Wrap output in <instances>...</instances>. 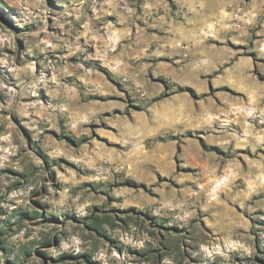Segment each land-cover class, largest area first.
Segmentation results:
<instances>
[{"label":"clouds","instance_id":"obj_1","mask_svg":"<svg viewBox=\"0 0 264 264\" xmlns=\"http://www.w3.org/2000/svg\"><path fill=\"white\" fill-rule=\"evenodd\" d=\"M63 2L55 0L57 4ZM72 4L63 12H49L44 0H0V10L7 11L6 5L20 9L19 15L9 17L19 36L0 28V37L8 41L0 39V65L13 74L0 76V93L7 97L6 103H0V127L10 130L0 135V169L13 168L27 175L26 181L20 180L10 191L9 186L16 181L0 178V209L4 212L0 215V264H39L37 248L57 258L68 251L91 250L98 264H129L126 244L160 246V264H181L183 246L171 252L164 250L159 234L146 224L105 219L100 228L122 242L111 248L86 230L88 220L84 218L93 215V205H106L102 192L125 197L122 203L106 205V217L111 216L109 208L134 205L185 229L187 234L178 239L189 246L192 256L200 257L201 264H208V256L216 264H228L233 248L254 256L252 238L237 231L247 225L234 208L254 210L245 185L251 182L264 191V167L256 174L255 161L248 160L245 172L236 149L251 148L255 153L257 148H264V128L257 133L250 124L244 136L223 125L235 118L237 107L245 103V98L234 99V92L227 94L229 86L234 88L241 81L256 86L251 61L232 52L228 45H245L246 52L264 57V0H72ZM106 16L117 19L108 22ZM30 25L37 30H31ZM49 27L60 29V34L49 32ZM17 39L23 41L19 52ZM6 48L14 54L8 55ZM73 56L77 62L69 63ZM98 57L103 66L92 63ZM162 64L167 79L153 83L149 73L153 78L158 76ZM105 68L115 75L106 73ZM258 69L264 73V62ZM105 75L112 83L104 79ZM81 79L84 84L79 83ZM97 82L103 89L95 86ZM259 87L264 90V85ZM101 91L126 99L101 103L97 95ZM116 107L123 111L107 115ZM256 111L259 124L264 125V103ZM10 117L20 118L18 123L27 129L24 134L34 142L33 149L25 144ZM95 125L111 128L105 131ZM58 132L62 135L56 140L61 142L53 150V136ZM100 136L112 143L100 142ZM186 136L202 138L206 147L220 145L232 158L225 161L214 156L211 149L201 151L196 139L184 142ZM73 138L83 139L74 148L63 143ZM173 141L184 147L180 172L171 163ZM60 156L79 167H65L56 159ZM260 160L264 161V156ZM185 169L189 174H184ZM228 169L235 171V177L220 179ZM157 175L167 176L168 182L158 183ZM128 177L146 181L157 195L120 189L118 182ZM30 200L39 201L45 218L51 214L67 220L64 214L71 213L81 219L76 225L55 230L43 225L39 217L4 223L12 218L14 209H31ZM259 206L264 207V201ZM45 235L56 237L58 245L41 248L30 243L41 241ZM28 248L34 250L29 253ZM218 254L221 259H217Z\"/></svg>","mask_w":264,"mask_h":264},{"label":"rangeland","instance_id":"obj_2","mask_svg":"<svg viewBox=\"0 0 264 264\" xmlns=\"http://www.w3.org/2000/svg\"><path fill=\"white\" fill-rule=\"evenodd\" d=\"M245 2H249V0H245ZM44 6L49 12H56L60 11L63 12L66 8L73 7L72 0H64L63 3H55V0H44ZM7 11L0 10V28L7 29L9 32L13 34V36H19L20 31L17 29V27L14 25L12 20L9 18L11 15H19L20 9L19 6H11L6 5ZM171 7V5H170ZM92 13L89 11V15ZM71 18V17H70ZM108 22H115L117 17L115 16H106L104 18ZM40 25H43V21L38 22ZM53 21L51 19L48 20V24L52 25ZM77 28L79 25L76 26ZM29 28L31 30L36 31L35 25H30ZM49 32H52L53 34L59 35L61 30L60 29H53L52 27H49ZM4 43H7V38H2ZM95 43V41H93ZM83 44V41H82ZM23 46V41L17 39L16 40V52H19ZM228 47L232 50L234 53H239L241 56L245 59H248L251 61L252 67H251V75L255 77L256 80V86L250 85L248 82L241 81L240 84H238L236 87L229 86L230 92L227 93L230 95L232 92H234L236 95L233 97L234 99H240L245 98V103L236 109V117L229 119L227 123H225L223 126L226 128H233L238 130V134L246 136L248 134L249 125L251 124L253 128H255L256 132L259 133L261 128H264V125L259 124V119L257 116L256 107L260 105L261 103H264V95H262V90L259 86L264 85V73H259L258 64L261 62H264V57L259 56L255 52L245 51V45H232L229 43ZM5 52H7L8 55H13V50L11 48H6ZM51 59V57H50ZM162 61L165 60V58H160ZM76 57H69V63H76ZM94 64H101L103 66L104 61L100 59L99 57L92 61ZM89 65L87 63L84 64V67L87 68ZM229 68V65H225L224 71L227 72ZM37 70H39L37 66ZM166 67L162 64L159 75L153 78L152 73H149V80H151L153 83H156L158 80H166ZM105 72L110 75H115V73H111L110 70L105 68ZM0 76L2 77H11L13 74L8 71L6 66L0 65ZM66 79L72 80L73 77H67ZM105 80H108V75L104 76ZM79 83L84 84L83 79L79 81ZM108 83H112L111 80H108ZM97 88L103 89V84H100L99 82L95 85ZM162 87V85H161ZM120 89H117V92H119ZM192 91H196V89H192ZM212 89L209 87V92H211ZM199 95L200 93L197 92ZM207 94V93H206ZM97 95L100 97V102L103 103L105 100H110L112 102L116 103H122L126 96H106L102 91L98 92ZM7 97L3 95V93H0V103H6ZM41 104H43V100H41ZM123 110L119 107L111 109L110 113H107V115L112 114H120ZM248 113H252L249 115ZM12 124L15 126L16 131L19 132L21 136L24 138L25 144L28 146V148L31 150L34 148V142L29 140V136L25 135V129L21 123H18L19 117L11 118ZM244 120L245 122L242 124L240 121ZM95 127L100 128L103 127L105 131L110 130L111 125H95ZM9 129L0 127V135H7ZM52 131V130H50ZM29 135H31L29 133ZM62 133H55L53 136V139L56 140V137L61 136ZM94 135H97V133H94ZM83 138H73V139H66L63 141L64 144H66L68 147H77L79 141ZM196 139L195 137L186 136L184 138V142H187L189 140ZM100 142H107V144H111L112 141L109 140L106 136H100L99 137ZM60 140H56V144H54L53 150H57L58 145L60 144ZM174 144V148L172 149V156H171V163L176 166L177 172H180V154L184 152V147L181 146V142H172ZM196 143L199 145V149L201 151L207 152L209 149L212 150V154L222 160L228 161L232 157L229 152H226L224 148H222L220 145H208L206 141H203V139H196ZM191 147V146H189ZM62 151V149H60ZM43 151V150H41ZM236 152L239 154V158L241 161V168L245 170V172L248 171V160H253L256 163V167L253 168V172L256 174H259V169L264 167V161L260 160V157L264 156V148H257L256 152L253 153L251 148H239L236 149ZM41 159V163H44L43 157H39ZM45 156H47V153H44ZM247 157V159H245ZM49 160H52V157H48ZM56 159L60 160L64 163L65 167H69L72 170H75L79 165H77L74 161L67 159L64 156L57 157ZM45 171H47V167H45ZM91 171V169H89ZM184 174H189V169L184 170ZM251 174V173H250ZM236 173L232 169H228L224 176H221L220 179H223L227 181L230 177H235ZM3 177H10L16 181V184H13L9 186L8 190L10 191L11 188L17 187L19 185L20 180H27V175L25 173H19L13 168H2L0 169V178ZM156 180L158 183H167L169 178L167 176H160L157 175ZM237 183H240L239 179L236 180ZM120 189L127 188L129 192L134 191H142L145 195H148L150 197H155L157 194L151 192L149 185L146 181L143 180H135L131 177H128L124 180H121L118 182ZM88 185L85 184V187ZM173 187L178 188V185H176L174 182L172 184ZM247 187L249 193L251 194L249 204L254 209L253 211H248V209H241L238 206L234 208L235 213L242 215L244 221H246V227H240L237 229V231L241 233H246L248 236L252 238V243L255 245V255L252 257H249L246 252L243 251V249H237L233 248L231 252L229 253L228 257V264H241L242 261H248L249 264H251L252 261H254V264H264V239L261 238V234L264 233V207L259 206V202L264 201V191H261L258 189L254 183H249L245 185ZM99 191L95 190L94 192ZM101 195H104L106 199V205L112 204L114 201L123 202L125 199L124 196L115 197V196H108L107 192L100 193ZM3 197H0V200H2ZM30 203L32 204L31 209L26 208H19L13 210V216L11 219L5 221V224H11V223H19L22 221H27L32 218L39 217L40 221L45 226H50L54 230L57 227H64L67 228L69 225H76L78 221L81 219L80 217H77L74 214L66 213L65 216H68L69 219H58L51 214L45 218V212L43 211V206L39 204V201L36 200H30ZM106 205H93V215L91 217H86L84 219L88 220V223L85 225L86 230H91L92 234L96 235L97 239H103L104 243L108 245V247H114L119 243H122L120 241L113 240L111 236H107L106 233L100 228V224L104 222L107 218H114L116 221H135L141 224H146L149 229H153L155 234H159L161 242H163V248L164 250L171 252L173 250H178L180 246H183V259L181 261V264H183V260H187V264H201L200 257L192 256L191 255V249L188 245L183 244L182 241H180L178 238L182 235H186V230L173 226L172 224H169L166 222V218L162 220L161 218H157L154 216H151L150 213L147 210H142L134 205H130L127 208H109L108 211L111 213L110 217H106L105 207ZM119 213V215H117ZM139 213V215H137ZM0 215H4V212L2 209H0ZM153 221H157L155 224ZM205 228L206 231H209V234H211L210 230L207 229L205 225H201ZM2 231H0V235H2ZM169 237H172L173 239H169ZM111 241V243H110ZM0 243H3V241H0ZM32 244H39L41 248H50L53 246L58 245V240L56 237L45 235L44 238L41 241H32L30 242ZM126 251L125 259L128 260L129 264H160V252L161 248L157 245H148L145 246H133L132 244H126L124 245ZM34 249L28 248L27 251L31 253ZM222 250V249H221ZM36 256L38 258L39 264H98L97 261L94 260V253L91 250L88 251H82L79 253H72L71 251L64 252L62 256L60 257H52L49 255L47 251H42L40 248L35 249ZM222 257L217 255V259H221ZM208 260V264H216V261L212 259L211 256L206 257Z\"/></svg>","mask_w":264,"mask_h":264}]
</instances>
